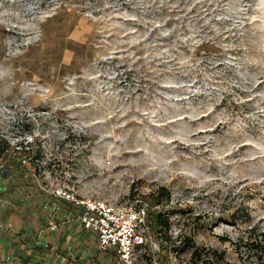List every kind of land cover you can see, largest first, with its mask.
I'll use <instances>...</instances> for the list:
<instances>
[{
    "label": "rangeland",
    "instance_id": "374dc122",
    "mask_svg": "<svg viewBox=\"0 0 264 264\" xmlns=\"http://www.w3.org/2000/svg\"><path fill=\"white\" fill-rule=\"evenodd\" d=\"M5 142L3 172L146 199L140 262L264 264V0H0Z\"/></svg>",
    "mask_w": 264,
    "mask_h": 264
},
{
    "label": "crops",
    "instance_id": "0c3cea01",
    "mask_svg": "<svg viewBox=\"0 0 264 264\" xmlns=\"http://www.w3.org/2000/svg\"><path fill=\"white\" fill-rule=\"evenodd\" d=\"M81 210L23 167L0 170V264H113L116 252L81 229Z\"/></svg>",
    "mask_w": 264,
    "mask_h": 264
},
{
    "label": "built area",
    "instance_id": "2783aa9c",
    "mask_svg": "<svg viewBox=\"0 0 264 264\" xmlns=\"http://www.w3.org/2000/svg\"><path fill=\"white\" fill-rule=\"evenodd\" d=\"M2 168L0 164V170ZM52 192L82 209L79 215L81 229L96 233L100 252L111 249L116 252L113 264H148L138 262L137 252L153 257L158 250L149 235L150 205L141 195L122 201H109L81 197L73 190ZM150 263L158 264L154 260Z\"/></svg>",
    "mask_w": 264,
    "mask_h": 264
},
{
    "label": "trees",
    "instance_id": "16d2710c",
    "mask_svg": "<svg viewBox=\"0 0 264 264\" xmlns=\"http://www.w3.org/2000/svg\"><path fill=\"white\" fill-rule=\"evenodd\" d=\"M9 147H10V145L8 143H6V142L5 143H0V159H2V157L4 156V154L7 151L10 150ZM152 216L154 217V219L156 220V222L159 221V222L163 223L165 225V227L169 228V226H170L169 219L168 218L163 219L162 216H161V213H159L158 211H154V212H152ZM220 239L222 241H225V242L231 241V239L228 238V237H220ZM199 253H200L199 249L198 248L195 249L193 251V253H192L191 259H193V260L197 259V257L199 256ZM263 253H264V248L261 247V251L257 255L258 260H262L263 259ZM212 254H213V256H216V257H218L220 259H223V254L222 253H217V251H212Z\"/></svg>",
    "mask_w": 264,
    "mask_h": 264
}]
</instances>
